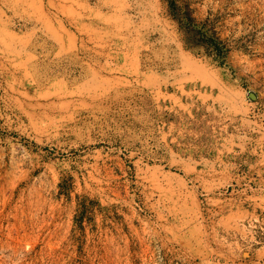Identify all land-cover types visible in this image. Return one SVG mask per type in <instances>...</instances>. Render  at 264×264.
Segmentation results:
<instances>
[{"label":"rangeland","instance_id":"obj_1","mask_svg":"<svg viewBox=\"0 0 264 264\" xmlns=\"http://www.w3.org/2000/svg\"><path fill=\"white\" fill-rule=\"evenodd\" d=\"M0 0V264H264V0Z\"/></svg>","mask_w":264,"mask_h":264},{"label":"trees","instance_id":"obj_2","mask_svg":"<svg viewBox=\"0 0 264 264\" xmlns=\"http://www.w3.org/2000/svg\"><path fill=\"white\" fill-rule=\"evenodd\" d=\"M167 7L168 16L176 23L178 31L182 35V41L187 49L203 47L206 50H214L221 55L220 41L216 32L205 30L206 23L199 26L193 17L190 4L185 0H163Z\"/></svg>","mask_w":264,"mask_h":264}]
</instances>
